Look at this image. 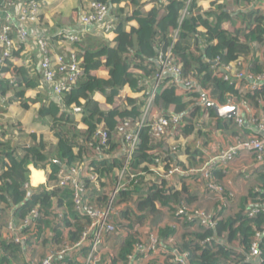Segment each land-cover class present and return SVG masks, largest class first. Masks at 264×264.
I'll use <instances>...</instances> for the list:
<instances>
[{"label":"trees","instance_id":"obj_1","mask_svg":"<svg viewBox=\"0 0 264 264\" xmlns=\"http://www.w3.org/2000/svg\"><path fill=\"white\" fill-rule=\"evenodd\" d=\"M90 2L110 7L116 19V45L111 46L105 40H97V43L87 41V44L84 39L74 44L75 54L82 60L84 75L70 92L63 94L60 104L52 100L26 97L28 90L40 86L39 75L34 77L26 68L16 67L11 60H6V66L1 69L0 113H6L7 107L14 102H20L26 111L30 110V104L40 102L36 119L51 120L52 130L58 140L53 144L43 136L32 133L26 136V143L22 136H14L15 130H18V134L22 133L19 125L0 123V137L3 138L0 139V212L13 209L18 228L34 210L39 212L34 225L21 231L26 236L24 243H16L14 234L8 240L0 236V264H29L30 259H24L22 253L29 251L34 240H39L49 248L64 246L67 242L76 243L91 223L89 218L75 211L71 190L57 186L53 189L39 186L30 190L29 166L50 170V185L56 182L63 167L89 162L93 174L98 176L97 184L87 181L90 205L102 208L109 204L111 190L108 188L113 189L118 183V172L125 161L124 137L119 129L128 121L134 126L141 118L144 105L140 99H128L123 107H117L116 100L127 86L134 93L144 92V99L148 96L152 82L160 73V55L170 50L175 65L182 67V78L196 82L195 87L189 89L174 83L168 84L170 78H167L156 93L152 116L162 114L170 120L176 115L185 123L184 127H177L170 122L168 131L172 135L177 133L189 137L195 133L196 125L192 118L201 115V108H193V113L189 115V102L185 100L201 99L203 91H208L211 100L220 107L235 99L254 109H264V87L243 94L235 82L225 80L223 71L224 66L251 57L250 72L254 75L264 74V61L257 56V51L264 49V11L252 7L253 0H235L234 4L239 7L235 11L230 10L229 3H215L212 10L205 13L199 9L197 0H168L161 5L157 2L150 11L144 9L142 0ZM6 4L7 1L0 0L1 6L7 7ZM132 22H136L137 27L127 30L128 24ZM226 23L232 25L234 30L224 29ZM200 28L205 32L200 31ZM253 45L260 48L255 49ZM213 62H218V65ZM100 70H106L109 77H99ZM9 93L13 94L10 100L6 98ZM97 93L106 98L108 105L113 106L110 110H102L94 100ZM203 108L210 117H218L212 107L205 105ZM76 110H80L81 123L86 129L79 128ZM217 121V127L223 131L235 127L233 119ZM151 124L152 120H147L139 131L140 143L130 163V172L125 181L127 186L114 201L116 208L125 204L117 221L118 230L126 232V236L117 249V255L108 254L109 263L129 264V258L139 242V229L149 219L162 218L163 210L168 209L175 215L176 222L182 223L188 231L179 242L177 239L174 241L179 234L177 229L171 226L160 228L161 240L168 252L173 253L177 249L188 254L189 264H255L249 262L248 256L256 231L264 227V214L251 218L246 211L249 206L264 203V165L259 166L257 185L241 203L240 211L231 212L228 217L212 216L207 212L212 216L214 224L209 228L201 227L195 222H188L185 214L179 212L177 215L180 209L193 207L190 205L194 198L190 197L186 187L178 191L175 187H169L170 183L164 179H157L154 184L147 181V177L154 175L151 167L157 165L159 159L164 161L165 170L176 166L188 171L177 162L176 151L172 147L166 149V138L156 140ZM99 130L106 132V141L97 135ZM232 132L238 134L237 130ZM8 134L11 138L7 137ZM17 138L22 140L19 144L15 143ZM195 158L191 161L192 166H195ZM216 168L213 170L214 178L222 186ZM131 175L137 177L132 180ZM204 185L206 187V183ZM219 202L223 205L221 203L227 201ZM207 239L211 241L203 245L202 242ZM217 240H221V244ZM260 250L262 255L258 264H264V238L260 242ZM173 257L167 254L162 260H152L146 264H179L172 262ZM63 263L79 264L69 259Z\"/></svg>","mask_w":264,"mask_h":264},{"label":"built area","instance_id":"obj_2","mask_svg":"<svg viewBox=\"0 0 264 264\" xmlns=\"http://www.w3.org/2000/svg\"><path fill=\"white\" fill-rule=\"evenodd\" d=\"M7 1L8 7H14L19 12L17 16L18 23L14 24L11 15L6 16L5 22L0 16V50L2 57L0 65L6 66V60H12L14 50L16 49V42L12 38V34L16 31L21 45L26 44L30 39L40 50V59L37 65V73L41 76V87L47 88L50 93L56 97V102L61 103V99L65 92H70L84 75V70L81 67L82 60L78 59L75 54V49L70 50L68 54L58 55L55 60L51 56L50 40L45 32L40 29L41 25V10L45 0H27L25 3H12ZM168 0H158V3L164 4ZM253 2L264 5V0H253ZM189 4V2H188ZM157 5V3H156ZM1 8H6L0 5ZM81 23L85 26H95L102 35L115 34L116 19L111 14V9L107 5L97 2H90L88 8L83 12ZM4 22V23H3ZM34 25V27H32ZM59 39L63 43L74 45L82 40V36L75 32L61 31ZM234 64V65H233ZM158 65L160 66V73L152 82L153 86L147 96V103L142 108L141 118L134 126L131 122H126L120 127V134L124 137V155L125 161L121 170H119V181L110 192V202L106 207H94L90 205L89 189L87 188V181L98 183V176L93 174L89 162H84L81 165L74 167H63L57 175L56 182L48 185V189L54 187L67 188L73 192V203L75 211L80 215L89 218L90 225L84 230L82 237L76 243H66L64 246L51 247L43 259L31 258L29 264H65L64 260L69 259L72 263L79 264H100L102 260V247L105 246L109 240V236L118 231V214L119 208L114 207V201L126 184V177L130 172V163L133 154L140 143L139 131L142 125L148 120H152V132L156 140L167 138L169 133L170 122L175 125L184 126L179 116H172L169 120L162 114L152 116V108L154 106V99L156 93L160 89V85L164 80L170 78L168 84H177L192 89L196 82L193 80L186 81L182 78V67L175 65L171 58L170 50L166 54L159 57ZM252 66L251 57L241 58L229 66H224L225 80L235 82L236 86L241 83H247V92H254L264 87V74L254 75L250 72ZM209 100L210 94L203 91ZM235 100H232L227 106H235ZM122 104V103H121ZM242 106L248 107V104L243 102ZM238 107V106H236ZM239 109V108H238ZM257 136L249 138H239L238 143L226 150L214 160L204 165L199 170L184 171L180 167L171 166L170 170L164 169V161L161 159L156 161L153 169L154 175L157 179H164L167 182H172L176 175H183L187 173L200 174V178L208 190L218 194L222 200L224 199V188L218 184L214 178V169L216 167H226L232 162L240 151L252 153L256 158V163L261 166L264 165V118L256 121ZM236 124L241 129L244 127L245 121L238 117ZM98 136L102 137L104 141L107 140V134L103 130H99ZM176 151V147L172 148ZM220 164V165H217ZM137 175H131L133 180ZM62 210V209H61ZM60 212V209H58ZM185 214L188 222H195L199 226L209 228L214 224L212 216L202 209L183 208L178 211L177 215ZM186 212V213H185ZM249 217H255L264 214V203H258L250 206L246 211ZM39 218V212L34 210L28 215L26 220L20 224V227L14 232V240L16 243H24L26 236L21 231L25 227H32L34 222ZM116 220V221H115ZM140 234L142 231L139 229ZM158 228L147 229L142 233V239L136 244L132 255L129 258V264H146L152 260H162L164 255L170 254L174 256L172 262L179 264H189L188 254L181 253L176 249V252L170 253L164 246L160 239ZM264 238V227L256 231L253 237L250 253L248 256L249 262L258 264L261 262L262 252L260 250V242ZM211 241L207 239L202 244ZM173 242V241H171ZM221 244V240H217Z\"/></svg>","mask_w":264,"mask_h":264},{"label":"crops","instance_id":"obj_3","mask_svg":"<svg viewBox=\"0 0 264 264\" xmlns=\"http://www.w3.org/2000/svg\"><path fill=\"white\" fill-rule=\"evenodd\" d=\"M26 1L27 0H21L19 2H16V4L25 3ZM89 2L90 0H45V3L42 5L41 10L40 29L45 32L46 36L50 40L51 56L53 60H55L58 55L69 54L70 50L74 49V45L63 43L59 39L58 34L63 30L80 34L82 36V39H84L86 43L87 41L88 43H97V40H105L110 43L111 46L116 45V34L102 35L99 33V30L97 28L87 30V27H85L81 23V16L83 12H85V10L88 8ZM142 2L144 4V9L150 11L156 6L158 0H142ZM234 2L235 0H197L198 7L202 13L212 10L215 3H217V5L229 3L231 11L239 10V7H237ZM252 7L264 11L263 4L260 5L253 2ZM1 10L2 11L0 12V16H2L4 22L6 16L11 15L13 23H18L19 19L17 18V16H19V12L16 10V8L7 6L4 9L1 8ZM32 27H34V25H32ZM131 27H137L136 22L129 23L127 26V30H130ZM223 27L226 30H234L232 25H230L229 23L224 24ZM200 31L205 32L203 28H200ZM12 38L17 45L11 60L13 64L16 67L26 68L31 75H33L34 77H38L37 75L39 74L37 73V65L40 59L39 48L31 39L26 44L21 45L16 31L13 32ZM253 46L255 49L260 48L257 45ZM1 57L2 52L0 50V60ZM2 68L3 67L0 65V78L3 76V73H1ZM98 74L101 78L106 79L109 77L106 70H100ZM247 88L249 87L245 82L237 86V89L243 94L247 92ZM26 97L28 99L39 98L43 101L52 100L56 102V97L53 96L47 88L41 87V81L38 88L27 91ZM144 97V92L134 93L130 89V87L127 86L121 91L117 100L122 101L121 103L124 106L128 99H140L141 101H144V107L147 103V97L145 99ZM6 98L8 100L12 99L13 94L9 93ZM230 98H232V96ZM234 98L235 97H233V99ZM4 100L5 99H3L2 101L4 102ZM94 100H96L100 104V107L104 111H108L113 107L107 104L106 98L100 93H97L94 96ZM185 101L189 102V115L193 113V108H201V115L192 118L194 124H196V131L192 135V139H190L191 136L186 137L184 136V134L178 135L176 133L175 136L172 134L169 135L166 138V149H169L168 147H172L174 145L173 147H176L177 162L181 166H185L188 171L195 168L201 169L204 165L208 164L210 161L214 160L220 154H222L226 150H229L232 146L238 143L237 141L239 138L245 139L251 135H256L258 133L256 121L264 118V109H254L251 105H248V107H244L240 102L236 100L237 103H235V106H238L239 109L237 116L233 118L235 127L234 129H230L229 131H223L217 127V120L221 119L226 122L227 119H223L220 117H210L209 113H207L203 108L205 105L202 104V96L201 99L187 98ZM209 101L214 102L211 100V97H209ZM30 106V110L26 111L22 108L20 102H14L7 107L6 113H0V123H6V125H19L21 127L22 133L19 132L18 134V130H15L14 134L15 136L18 134L17 137L22 136V140L24 139L26 143H28V138L26 136L32 133H36L38 136H43L47 141L56 144L58 139L56 138L54 131L52 130L51 120L36 119V114L41 107V103L39 102L30 104ZM222 107H225V105ZM171 111L173 113L174 108H172ZM31 112L33 113L31 114ZM75 112L77 113L76 119L79 122V128L86 129V126L81 123L82 116L80 113H78L79 110H76ZM238 117L242 118L245 121L244 127L242 129H240L236 124V118ZM5 129H7V127H5ZM232 130H237L238 134L235 135ZM9 135L10 134H8L7 137ZM0 139L3 140L2 137H0ZM194 157H196V162H194L195 166H192L191 161H194ZM153 169L154 167L152 166L151 170L153 171ZM216 169H218L217 171H219L218 173L220 175L219 182L226 190L225 193H223V200L218 194L209 191L205 187L202 179L200 178V174L187 173L183 175H176V182L174 187L178 191H182L184 187L188 189V194L190 195V197L194 198V202L190 206L201 208L202 210L212 214V216L228 217L231 212L240 211L239 207L241 206V203L244 202L243 200L248 197L249 191L257 185L256 183L258 177L260 176V169L259 165L255 161L254 155L245 151H240L228 166H221V168ZM29 170L30 184L28 186L30 190L38 188L39 186L49 185L48 175L50 170H39L36 169L33 165L29 166ZM231 198H233V200L229 201L228 199ZM219 201H227L225 202V204L221 203L225 206V208L221 209L223 205H220ZM158 208L162 209L160 205H158ZM18 225L19 224H17V221L14 218L13 209H8L5 212H0V236L3 239L8 240L12 236L11 234H14V232L16 231ZM183 227L186 228L183 225L179 226L178 224H176V229L179 234ZM157 228L159 229V226ZM48 249H50L48 245L45 246L40 243L39 240H34L32 245L29 246V251L22 253V257L24 259L25 257L31 259L34 258L37 254V256L40 255V257L36 258L40 259L46 255ZM108 254H102L101 264H110V258L108 257Z\"/></svg>","mask_w":264,"mask_h":264},{"label":"rangeland","instance_id":"obj_4","mask_svg":"<svg viewBox=\"0 0 264 264\" xmlns=\"http://www.w3.org/2000/svg\"><path fill=\"white\" fill-rule=\"evenodd\" d=\"M257 51V50H256ZM258 53H257V56H258V58L261 60V61H264V50H263V48H261L259 51H257ZM69 55V54H68ZM121 102L122 101H120V100H117V103H116V106L117 107H123V105L121 104ZM33 112H31V114H32ZM158 116V115H157ZM196 125V124H195ZM199 125V124H198ZM18 135V134H17ZM16 135V136H17ZM15 136V135H14ZM8 138H11V136H9ZM193 137L191 136L190 137V139H192ZM16 142V144H19L20 143V141H22V140H19L18 138L15 140ZM174 146V145H173ZM172 146V147H173ZM119 174V173H118ZM120 175V174H119ZM156 180H157V176L156 175H151L149 178H148V182H151V184H154V183H156ZM174 182H176V179H174ZM174 182H169L170 183V185L171 186H169V187H174L175 186V183ZM108 190L110 191H112V187H110V188H108ZM125 207V204H123V205H120L119 206V209L120 210H123V208ZM197 209H198V207H196ZM120 210H119V212H120ZM120 215H118V218L120 219ZM118 218H117V220H118ZM116 221V220H115ZM118 224V223H117ZM176 224H178L179 226H181V225H183L182 223H179L178 221L176 222V218H175V215L172 213V211H170V210H168V209H164L163 210V215H162V218H160V219H155V218H152V219H149L143 226L144 227H142L140 230L142 231V233L144 232V231H146L147 229H151V228H157L158 226H159V230H160V228L162 229V228H164V227H167V226H171V227H173V228H175L176 229ZM160 232V231H159ZM142 233L140 234V237H139V239H142L141 237L143 236L142 235ZM188 233V231H187V229L186 228H182V230H181V232H180V235L178 234L177 235V237L175 238V240L174 241H176V239H177V241H179V242H181V240H183V237H184V235L185 234H187ZM125 236H126V232H121V230L119 229L118 231H117V233H115V234H113V235H111V236H109V240L107 241V243L105 244V246H103L102 247V254H105V253H113L114 255H117V253H118V248H119V246L121 245V243H122V241L124 240V238H125ZM160 239H162V237H161V232H160ZM163 240V239H162ZM36 257H40V255L39 256H37V254H36V256L34 257V258H36Z\"/></svg>","mask_w":264,"mask_h":264},{"label":"water","instance_id":"obj_5","mask_svg":"<svg viewBox=\"0 0 264 264\" xmlns=\"http://www.w3.org/2000/svg\"><path fill=\"white\" fill-rule=\"evenodd\" d=\"M94 28H96V27L95 26H88L87 30H92ZM213 64L218 65V62H213ZM202 97H203L202 104H204L208 107H212L218 117L223 118V119H233L234 117L237 116L238 107L233 106V107L221 108L215 102L209 101L205 94H202ZM79 112H80V110H79Z\"/></svg>","mask_w":264,"mask_h":264}]
</instances>
